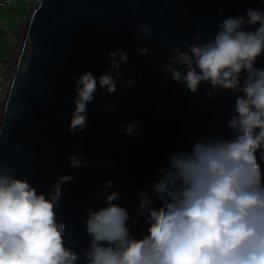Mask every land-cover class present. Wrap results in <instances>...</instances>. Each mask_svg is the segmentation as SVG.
<instances>
[{
  "label": "clouds",
  "instance_id": "1",
  "mask_svg": "<svg viewBox=\"0 0 264 264\" xmlns=\"http://www.w3.org/2000/svg\"><path fill=\"white\" fill-rule=\"evenodd\" d=\"M219 11H224L223 6ZM213 36H199L175 49L161 69L166 82L195 94L209 84V99L221 90L235 96L227 126L229 137L205 132L190 148H181L157 172L151 193H139L134 235L131 214L121 204L115 181H103L83 219L89 236L81 251L66 242L67 225L58 218L62 186L75 180L74 173L59 175L49 190L39 188L14 166L0 160V264H264V67L257 58L264 54V0L243 14L228 15ZM251 26V27H250ZM138 32L147 34L149 26ZM145 55L147 45L139 48ZM110 63L94 75L86 69L74 77L75 96L70 131L84 129L87 105L100 89L97 109L113 114L119 91L130 86L135 75H124L129 60L123 48L108 52ZM108 93H116L109 100ZM121 131L139 136L135 118ZM72 167L89 166L83 155L68 156ZM111 157L101 167L108 168Z\"/></svg>",
  "mask_w": 264,
  "mask_h": 264
},
{
  "label": "water",
  "instance_id": "2",
  "mask_svg": "<svg viewBox=\"0 0 264 264\" xmlns=\"http://www.w3.org/2000/svg\"><path fill=\"white\" fill-rule=\"evenodd\" d=\"M249 6H259V0H35L15 32L13 69L0 109V160L44 190L59 175L75 174V180L63 184L57 209L70 246L77 251L87 246L83 219L90 205L103 204L92 198L103 181H115L108 191H121L119 203L131 201L130 224L140 238L139 193H151L170 157L205 132L229 137L227 121L235 101L230 90L209 99L205 89L210 85L201 84L195 94L186 93L166 82L161 69L176 48L186 52V44L213 36L222 19L243 14ZM143 24L149 26L147 34L137 30ZM143 45L147 55L139 51ZM118 47L130 57L122 71L135 75V81L118 89L119 104L111 115L97 109L98 89L87 105L86 127L70 131L74 77L86 69L101 74L110 63L108 52ZM256 63L264 67V54ZM107 98L115 99L116 93ZM133 118L142 129L139 136L121 131ZM73 153L93 163L74 168L68 160ZM106 157L111 163L105 169Z\"/></svg>",
  "mask_w": 264,
  "mask_h": 264
},
{
  "label": "rangeland",
  "instance_id": "3",
  "mask_svg": "<svg viewBox=\"0 0 264 264\" xmlns=\"http://www.w3.org/2000/svg\"><path fill=\"white\" fill-rule=\"evenodd\" d=\"M35 0H31L28 4L27 1L21 4L22 6L26 7V10L29 11V7L34 5ZM17 5V6H21ZM20 8V7H18ZM6 8L0 9V37L7 38V41H3L1 43L0 40V59L6 58L10 53L14 52L15 49V39L16 34L15 32L20 29L23 24L25 17H27L29 12L23 13V15L19 18L18 21H14V16L11 12L6 11ZM2 32V33H1Z\"/></svg>",
  "mask_w": 264,
  "mask_h": 264
},
{
  "label": "built area",
  "instance_id": "4",
  "mask_svg": "<svg viewBox=\"0 0 264 264\" xmlns=\"http://www.w3.org/2000/svg\"><path fill=\"white\" fill-rule=\"evenodd\" d=\"M25 1H27L28 4L31 2V0H0V8H12L13 6L21 5L25 3ZM31 8L32 7L30 5L29 9L31 10ZM14 52L10 53L6 58L0 59V109H1V102L4 99L5 92L12 74V69H13L12 59Z\"/></svg>",
  "mask_w": 264,
  "mask_h": 264
},
{
  "label": "trees",
  "instance_id": "5",
  "mask_svg": "<svg viewBox=\"0 0 264 264\" xmlns=\"http://www.w3.org/2000/svg\"><path fill=\"white\" fill-rule=\"evenodd\" d=\"M18 7H20V8H18ZM0 9H2V8H0ZM4 9V8H3ZM6 11H9V12H11V14L14 16V21H18L19 20V18L23 15V13H26V12H29V11H27L26 10V7H24V6H13L12 8H6L5 9ZM2 33V32H1ZM0 40H1V43L4 41H7L8 39L7 38H4V37H0Z\"/></svg>",
  "mask_w": 264,
  "mask_h": 264
}]
</instances>
